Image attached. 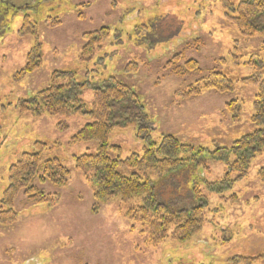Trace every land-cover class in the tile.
<instances>
[{
	"label": "rangeland",
	"instance_id": "obj_1",
	"mask_svg": "<svg viewBox=\"0 0 264 264\" xmlns=\"http://www.w3.org/2000/svg\"><path fill=\"white\" fill-rule=\"evenodd\" d=\"M222 1L0 0V211L10 167L32 152L37 142L47 145L43 160L59 159L69 171L63 188L37 184L57 202L34 205L22 195L16 198V221L0 224V264H232L235 257L263 252L264 153L253 160L244 180L220 195L209 192L206 183L224 179L223 162L207 159L209 172L186 167L163 180L152 171L137 172L158 184L161 200L174 210L196 204L190 196L195 184L207 203L199 236L186 243L167 238L152 246L147 230L127 216L137 202L99 201L85 174L75 168L76 157L98 149L96 142L71 144L90 118H36L20 114L18 108L20 102L48 88L54 72H71L84 86L79 97L90 111L93 90L113 77L139 96L155 142L173 135L183 145L211 152L216 146H232L255 130L251 117L259 87L239 81L255 74L264 81V35L243 37L228 20ZM227 1L238 6L244 0ZM26 17L39 36L42 66L18 76L35 45V36L19 34ZM103 28L110 30V37L102 51L82 62L84 36ZM179 53H183L181 65L195 60L203 76L222 73L235 83V91H208L182 99L180 92L202 76H180L167 67ZM251 60L263 68L250 66ZM131 63L138 68L127 72ZM232 101L241 108L240 122L229 111ZM137 129H115L109 134V143L122 148L123 159L142 154L144 142Z\"/></svg>",
	"mask_w": 264,
	"mask_h": 264
},
{
	"label": "trees",
	"instance_id": "obj_2",
	"mask_svg": "<svg viewBox=\"0 0 264 264\" xmlns=\"http://www.w3.org/2000/svg\"><path fill=\"white\" fill-rule=\"evenodd\" d=\"M222 2L228 20L236 25L243 37L264 35V0H244L238 6L227 0ZM57 24L59 23L53 22V25ZM19 34L35 36V45L28 54L27 65L18 75L25 76L42 66L41 44L35 26L28 17L24 19ZM109 37L108 28L86 34L81 61H91L95 54L102 51V44ZM182 58L183 53L175 55L167 63V67H173L174 72L180 76L185 74L202 76L184 92H180L182 99L197 98L208 91L220 94L235 91V83L224 74L209 73L203 76L204 71L197 61L188 60L181 65ZM248 64L255 65L260 70L263 68L261 63L256 64L252 60ZM137 68V64L131 63L126 67V71H136ZM239 83L259 87L251 117L255 130L232 146H216L212 152L183 145L173 135H163L159 143L155 142L148 131L146 125L148 118L139 96L129 86L113 77L93 90L90 111L79 97V90L84 86L77 84V75L71 72H54L49 87L39 92L33 99L20 102L18 108L20 114L36 118L44 115L68 119L79 115L88 116L91 123L85 125L72 138L71 144L96 142L98 145L95 153L75 158V168L85 174L87 182L93 187L94 197L102 202L115 198L127 204L137 202L136 206L129 208L127 216L147 230L148 243L152 246L162 243L167 238L186 243L200 235L206 221L204 211L207 203L199 185L193 186L190 195L196 204L191 208L174 210L161 200L158 184L147 175L142 176L137 172L152 171L159 175L161 180L173 177L186 167L201 168L209 172L207 159H211L225 163L227 174L220 182H207L209 192L220 195L233 183L244 180L250 172L253 160L264 153V81H260V74H255L241 79ZM228 107L233 113L234 121L240 122L241 108L238 103L232 101ZM130 128H138L137 136L144 142L143 151L142 154L134 153L123 159L122 148L109 143V134L115 129ZM46 150V144L37 142L32 152L24 153L18 162L10 167L8 187L1 198L0 224L7 225L16 221L17 214L13 210V205L19 195L26 199L27 204L57 202L56 197L40 190L37 184L48 182L55 187L63 188L68 184L69 171L59 159L43 160V153ZM129 171L132 173H128ZM261 174L264 178V170H261ZM232 175H236L234 179ZM262 261L264 250L256 257H235L231 263L257 264Z\"/></svg>",
	"mask_w": 264,
	"mask_h": 264
}]
</instances>
